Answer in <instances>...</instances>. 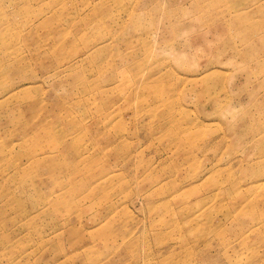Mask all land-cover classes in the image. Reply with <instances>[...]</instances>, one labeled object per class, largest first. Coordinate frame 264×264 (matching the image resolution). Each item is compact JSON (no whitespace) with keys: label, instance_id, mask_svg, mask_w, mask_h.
Here are the masks:
<instances>
[{"label":"rangeland","instance_id":"rangeland-1","mask_svg":"<svg viewBox=\"0 0 264 264\" xmlns=\"http://www.w3.org/2000/svg\"><path fill=\"white\" fill-rule=\"evenodd\" d=\"M263 180L264 0H0V264H264Z\"/></svg>","mask_w":264,"mask_h":264},{"label":"bare ground","instance_id":"bare-ground-1","mask_svg":"<svg viewBox=\"0 0 264 264\" xmlns=\"http://www.w3.org/2000/svg\"><path fill=\"white\" fill-rule=\"evenodd\" d=\"M116 116H117V110H112V111H110V112L108 113V117H109L110 119H112V118H114V117H116ZM77 151H78V152H83V151H81V150H79V149H77ZM110 176H112L111 173H109V174H107V175H104V176L102 177V179L106 180V179L109 178ZM262 182H264V180H263ZM262 182L260 183L261 185H263Z\"/></svg>","mask_w":264,"mask_h":264}]
</instances>
